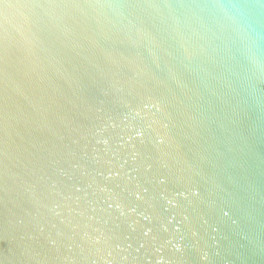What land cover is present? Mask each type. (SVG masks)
<instances>
[{"label":"water","instance_id":"1","mask_svg":"<svg viewBox=\"0 0 264 264\" xmlns=\"http://www.w3.org/2000/svg\"><path fill=\"white\" fill-rule=\"evenodd\" d=\"M0 264H264V0H0Z\"/></svg>","mask_w":264,"mask_h":264}]
</instances>
